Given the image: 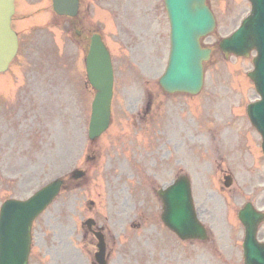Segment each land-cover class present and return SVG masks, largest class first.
Returning <instances> with one entry per match:
<instances>
[{"label": "rangeland", "instance_id": "374dc122", "mask_svg": "<svg viewBox=\"0 0 264 264\" xmlns=\"http://www.w3.org/2000/svg\"><path fill=\"white\" fill-rule=\"evenodd\" d=\"M19 2V53L0 74V206L57 177L67 184L34 223L29 264H93L88 217L116 242L110 264H243L238 210L252 201L264 211L262 139L246 112L259 95L247 76L252 56L226 59L217 42L250 12L249 0H208L217 25L204 43L214 52L197 95L159 84L170 51L164 0H84L78 27L103 35L115 71L112 123L94 142L85 46L71 42L51 0ZM75 168L87 174L73 180ZM180 173L192 179L209 241L182 242L161 220L156 190Z\"/></svg>", "mask_w": 264, "mask_h": 264}, {"label": "water", "instance_id": "95a60500", "mask_svg": "<svg viewBox=\"0 0 264 264\" xmlns=\"http://www.w3.org/2000/svg\"><path fill=\"white\" fill-rule=\"evenodd\" d=\"M252 12L231 36L219 46L226 56L231 53L254 57L255 68L249 72L262 99L248 106L252 123L263 136L264 151V0H250ZM171 23V52L160 84L168 92L198 93L203 85V61L210 58L211 49L202 48L200 39L215 27V18L206 0H165ZM77 0H54V9L61 14H75ZM15 11L14 0H0V71L8 68L18 49L17 34L11 27ZM91 84L97 89L92 103L89 136L94 139L108 127L113 96V67L109 51L99 35H94L86 58ZM75 177L83 175L75 171ZM231 179L226 184L229 185ZM63 179L57 178L26 200L9 199L0 210V264H28L33 220L55 199ZM164 201L162 215L165 224L182 239L207 237L194 209L190 181L180 175L173 184L160 190ZM245 226L244 254L246 264H264V243L258 242V225L264 213L251 203L239 212Z\"/></svg>", "mask_w": 264, "mask_h": 264}, {"label": "flooded vegetation", "instance_id": "af4514ba", "mask_svg": "<svg viewBox=\"0 0 264 264\" xmlns=\"http://www.w3.org/2000/svg\"><path fill=\"white\" fill-rule=\"evenodd\" d=\"M69 20L72 21V18H69ZM93 229L100 230L103 232V237L105 240V260H104V262H106L108 264V263H110V261H113V254L117 250L115 247L116 242L111 239L113 237H111V236L107 235V233H105V230H106L105 226L99 225V224H97V222H95V224H93ZM90 232H92V231H90ZM93 237L95 238L94 234H93ZM95 241L97 244V239Z\"/></svg>", "mask_w": 264, "mask_h": 264}]
</instances>
